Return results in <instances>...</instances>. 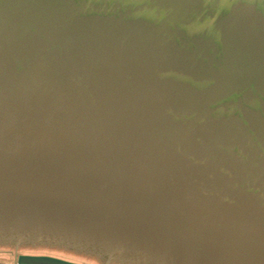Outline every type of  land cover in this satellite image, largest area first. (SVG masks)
Segmentation results:
<instances>
[{
  "label": "water",
  "instance_id": "1",
  "mask_svg": "<svg viewBox=\"0 0 264 264\" xmlns=\"http://www.w3.org/2000/svg\"><path fill=\"white\" fill-rule=\"evenodd\" d=\"M0 264H264V0H0Z\"/></svg>",
  "mask_w": 264,
  "mask_h": 264
}]
</instances>
